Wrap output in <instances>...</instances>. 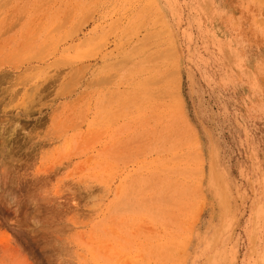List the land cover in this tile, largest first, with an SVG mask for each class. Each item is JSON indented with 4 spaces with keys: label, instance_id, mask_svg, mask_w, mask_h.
<instances>
[{
    "label": "rangeland",
    "instance_id": "obj_1",
    "mask_svg": "<svg viewBox=\"0 0 264 264\" xmlns=\"http://www.w3.org/2000/svg\"><path fill=\"white\" fill-rule=\"evenodd\" d=\"M0 98V264H264V0H0Z\"/></svg>",
    "mask_w": 264,
    "mask_h": 264
},
{
    "label": "bare ground",
    "instance_id": "obj_2",
    "mask_svg": "<svg viewBox=\"0 0 264 264\" xmlns=\"http://www.w3.org/2000/svg\"><path fill=\"white\" fill-rule=\"evenodd\" d=\"M4 77V76H3ZM8 77V76H7ZM6 80V79H5ZM1 83H3V82H1ZM1 99V98H0ZM6 102V101H5Z\"/></svg>",
    "mask_w": 264,
    "mask_h": 264
}]
</instances>
